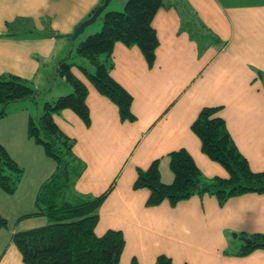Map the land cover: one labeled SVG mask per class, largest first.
<instances>
[{"label":"crops","instance_id":"crops-1","mask_svg":"<svg viewBox=\"0 0 264 264\" xmlns=\"http://www.w3.org/2000/svg\"><path fill=\"white\" fill-rule=\"evenodd\" d=\"M185 1L221 42L200 51L188 33L180 31L179 13L169 6L160 8L151 23L158 39L151 68L137 47L116 42L110 75L131 95L134 122H121L117 108L75 67L72 74L87 88L90 125L86 127L67 109L55 114L53 120L75 141L73 153L85 164L75 190L91 196L107 192L98 210L95 234L100 236L109 229L122 232L125 246L119 264H130L133 258L138 264H154L160 254L168 256L172 264L176 257V264H264V250L243 257L231 254L246 244L245 237L264 234V196L244 194L230 198L222 207L207 195L191 197L173 207L167 201L147 207L148 190L132 187L137 170L148 168L154 160H158L161 181L170 183L173 175L167 154L178 149L190 154L206 178L228 176L201 152L200 141L190 130L203 107L220 108L218 116L250 169L264 171V0ZM99 2L0 0V34L6 23L19 18L29 20L40 31V21L46 18L59 35L0 37V75L17 76L30 86L38 84L34 90L40 92V103L58 95L60 89L53 91L56 78L52 74L56 63L66 59L70 51L66 36ZM32 108L27 102L13 104L0 119V144L24 169L15 192L20 211L33 209L18 212L11 233L46 223L43 217L17 222L20 216L34 212L37 189L54 170L52 161L26 136ZM33 178L36 188L30 184ZM227 231L243 240L230 254L223 250L226 242L222 233ZM0 264H22L12 242L0 255Z\"/></svg>","mask_w":264,"mask_h":264},{"label":"trees","instance_id":"trees-1","mask_svg":"<svg viewBox=\"0 0 264 264\" xmlns=\"http://www.w3.org/2000/svg\"><path fill=\"white\" fill-rule=\"evenodd\" d=\"M103 1L100 0L90 11L87 19ZM167 6L177 10L180 31L188 33L200 51L221 42L202 24L185 0H174L170 4L166 0H126L122 12H106L101 17L100 30L83 37L76 45V37L73 38L72 34L66 36L70 40V51L66 60L58 62L52 77L57 81L59 76L58 85L63 90L68 89L65 92L67 94L45 100L39 106L40 92L31 88L26 80L14 75H0V119L9 113L11 105L31 103L38 115H29L26 136L54 164L51 175L37 189L34 212L17 219L18 222L31 217H43L46 223L17 230L10 236L22 264H119L125 246L122 232L109 229L100 236L95 234L98 210L107 192L91 196L75 190L85 164L73 153L75 141L59 130L53 116L67 109L74 112L86 127L90 125L85 102L87 88L72 74L71 68L75 67L98 94L117 108L121 122H134L136 117L131 112V95L110 75L114 67L113 47L116 42L126 47H137L151 68L158 47L151 23L156 12ZM26 22L29 20L19 18L6 23L0 37H17L27 33L59 36L50 28L46 18L40 21V31L26 28ZM219 110V107H203L191 123L190 130L200 141L201 152L219 164L228 176L206 178L185 149L171 151L167 154L168 168L173 175L170 183L161 181L158 160L152 161L146 169L137 170L132 187L148 190L147 207H156L164 201L173 207L191 197L205 195L214 197L218 206L222 207L230 198L244 194L264 196V171L253 172L250 169L246 158L231 139L224 120L218 116ZM23 175L24 169L0 144V190L6 195H13ZM0 229H8L7 220L1 215ZM245 238L250 239L251 243L242 245L232 255L243 257L254 250H264V234L254 233ZM225 254L228 252L225 251ZM130 264L138 262L133 258ZM154 264L172 262L168 256L160 254Z\"/></svg>","mask_w":264,"mask_h":264},{"label":"rangeland","instance_id":"rangeland-1","mask_svg":"<svg viewBox=\"0 0 264 264\" xmlns=\"http://www.w3.org/2000/svg\"><path fill=\"white\" fill-rule=\"evenodd\" d=\"M241 1L243 0H236L235 2L237 3H240ZM246 2H252L253 0H244ZM126 2V0H110V2L108 3L107 7L105 8V10L100 14V16L95 20V22H93L92 24L88 25L82 33L78 34L77 36H75L76 38V42L74 45H76L79 40H81L83 37H87L88 35H90L91 33H95L97 31L100 30L101 28V17H103V15L106 13V12H109V11H115V12H122L124 10V3ZM87 19V18H86ZM85 19V20H86ZM26 28H32L34 29L33 27V24L30 23V22H26V24L24 25ZM24 27V28H25ZM72 36L74 35V30L72 31ZM70 43V42H69ZM69 43H68V46H69ZM71 46V44H70ZM66 60V59H65ZM58 63H56L55 65V69L54 71H56V67H57ZM59 76L57 75V81H55V87H53V91H56V89H60V92L59 94H67L65 93V91L61 88V85L59 86L58 83H59ZM28 84L30 83L29 81H27ZM30 85V84H29ZM59 86V87H58ZM31 88L33 89H38V84H35L34 86L31 85ZM55 93V92H54ZM58 94V93H56ZM58 95H54L52 97H48L47 100H53L56 99ZM42 103L39 104V106L41 105ZM33 107V105H32ZM34 110L32 112V115L34 116H37L38 113H36V109L35 107H33ZM1 142V140H0ZM2 143V142H1ZM3 144V143H2ZM13 156V155H12ZM51 161V160H50ZM219 165V164H218ZM220 166V165H219ZM29 170V174L31 175L32 172L30 171V168L28 169ZM33 171V170H32ZM226 172V171H225ZM168 173V172H167ZM227 174V173H226ZM24 176V175H23ZM23 178V177H22ZM45 178V177H44ZM48 178V177H47ZM162 179H164V175L162 174ZM22 180V179H21ZM32 182H30L31 186H33L34 188L37 187V184L36 181L33 179H31ZM45 180V179H44ZM19 186V185H18ZM34 208V207H33ZM25 210H33V209H29V208H23L21 209L20 211V204L18 202V198H17V193L13 194V195H6L4 194L1 190H0V215L7 220V223H8V229H1L0 230V255L2 254V252L8 247V245L11 244V239H10V236H11V231L12 229L14 228V225H15V216L18 214V212H20V214L22 212H25ZM224 238H225V242H226V248L223 249L224 251H227L228 253L230 252H234L238 246H240V244L242 245L243 243V240H242V237L240 235H237V233L235 232H225V233H222ZM188 241H185L184 243V247L186 249V251L189 253V255H191V251L189 250V248L185 245H188ZM172 245V243H171ZM211 246V245H210ZM213 250H215V247L213 248ZM202 254H199L197 256H201ZM176 257V256H175ZM177 257L175 259H173L174 261V264H176ZM180 264V263H178Z\"/></svg>","mask_w":264,"mask_h":264},{"label":"water","instance_id":"water-1","mask_svg":"<svg viewBox=\"0 0 264 264\" xmlns=\"http://www.w3.org/2000/svg\"><path fill=\"white\" fill-rule=\"evenodd\" d=\"M109 2H110V0H104L103 3L95 9V11L93 12V14L91 15L90 18L82 21L78 26H76L75 29H74L73 38L75 36H77L78 34L82 33L83 30L88 25H90L93 22H95V20L98 18V16L105 10V8L107 7V5H108ZM245 243L246 244H250L251 243V240L250 239H245Z\"/></svg>","mask_w":264,"mask_h":264}]
</instances>
